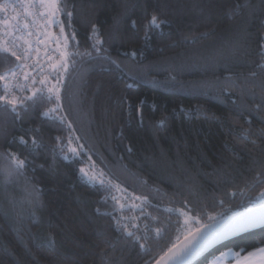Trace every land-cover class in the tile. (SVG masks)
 Listing matches in <instances>:
<instances>
[{"label":"trees","instance_id":"trees-1","mask_svg":"<svg viewBox=\"0 0 264 264\" xmlns=\"http://www.w3.org/2000/svg\"><path fill=\"white\" fill-rule=\"evenodd\" d=\"M60 7L73 15L58 18L72 54L59 101L29 102L19 115L0 104V153L31 161L27 185L21 176L5 186L0 175V264H153L189 232L185 214L200 220L197 228L261 204L264 136L256 130L264 113L254 106L264 102V0H61ZM153 15L168 23L149 26ZM11 16L0 12V24ZM4 48L0 36V75L18 63ZM40 80L14 94L30 96ZM20 137L43 147L33 153ZM76 140L79 156L70 150ZM88 157L138 198L134 207L82 174ZM263 247L261 228L195 264Z\"/></svg>","mask_w":264,"mask_h":264},{"label":"snow or ice","instance_id":"snow-or-ice-1","mask_svg":"<svg viewBox=\"0 0 264 264\" xmlns=\"http://www.w3.org/2000/svg\"><path fill=\"white\" fill-rule=\"evenodd\" d=\"M31 4H34L37 8H43L46 13V23L53 24L59 22L60 24V30L61 33L64 32V25L62 22L58 20L59 16L61 14L66 15V17H71L73 14L72 12L66 11L65 8L60 7L61 0H30ZM24 7L23 5H21ZM237 7H240L237 5ZM9 8V5L7 4H0V12H7ZM29 15H31L29 13ZM7 23V21H5ZM119 21L117 20V25ZM168 23L167 20H158L156 15H153L151 17V20L149 21V26H155L158 27L160 24ZM28 25H25V28H27ZM93 34H96L95 26H93ZM74 36V33L72 34ZM67 45V37H65V46ZM95 48V45H93ZM96 51H99L98 48L95 49ZM3 51L9 52L12 57H15V60L18 62L14 69H10L8 72L0 75V81L5 82V92L3 95H0V104L4 106H10L12 111L15 112L17 115H19V112L21 109L27 111L29 108V102L32 104H35L38 99H47L49 101L55 100L58 102L59 97V89H60V80L59 75L62 71H67L68 68V57L72 55L71 53L61 52L60 59L57 63H52L49 65L50 75L55 79V83L51 84L49 87L50 80L48 78L41 79L39 83L42 85L41 88H37L32 91V94L30 96H24V97H17L11 89L8 88L7 82L9 78L17 79L18 74L23 76L24 81H28L30 77L32 78V83L35 84L37 81H35L34 77H32V74L27 71L29 68V65L27 63H24L25 59L27 58V51L23 55H18L16 51H12L11 49L4 48ZM88 55H91V53H87ZM77 55H79L77 53ZM135 55V53H133ZM49 60L52 59V57H48ZM262 60H264V55H262ZM258 68L262 72H264V63H261L258 65ZM33 71H36L37 69L38 74L45 73L46 69L39 64V62H33L32 65ZM252 77H255L257 75L256 72L250 73ZM264 87V85H262ZM21 91H24V88L20 89ZM45 93H47V96L45 97ZM61 105L57 103V108L55 109H49L50 112H55ZM254 108L259 113H264V102L259 105H255ZM60 120H63L64 117H57ZM262 122H264V115L261 116ZM159 123L163 124L164 121H160ZM38 131V130H37ZM256 132H258L261 136H264V128L257 129ZM252 134V130L249 129H242V135L244 137H249ZM59 139V138H57ZM77 140L79 137L76 138ZM19 143L24 146L25 148H28L29 142L25 140L23 137L19 138ZM32 147L28 148L29 151L35 153L38 148L43 147L41 142H38L34 137L31 138ZM79 147H83V145H80ZM72 151L75 153L77 149H72ZM262 152H264V148L261 149ZM63 152V149H61V153ZM67 158V157H65ZM0 159L6 160L7 164L0 167V175L3 176V184L7 186L10 184L14 179H18L21 176L25 177L26 185L28 182H30L31 178L27 177L26 175V167L27 163H31V161H27L25 159H21L17 153L7 152V153H0ZM261 166V171L257 172V176H260L262 173H264V160L259 161ZM102 183V182H101ZM34 191L37 193L40 191V189L36 186H32ZM27 190V187H26ZM264 195V194H262ZM31 203V201H29ZM264 207V206H262ZM210 220H214V217H209ZM264 221V212L261 213L260 217L255 216H248L244 217L234 224L230 225L228 229L225 231H239L247 226H251L257 222V220ZM193 220L197 223H199L198 218H193ZM216 226L214 224H204L202 227L195 228L194 231L190 230L187 235L185 236L184 240L181 242L180 238L177 237V243H174L171 248L168 249V252L165 254L167 257V260L165 264H184V258L189 255H195L202 247L206 246V244L210 243L213 239L218 238L220 235L223 234L221 231L215 230ZM129 236H134V233L129 232ZM137 239H139L137 237ZM48 241L49 243L54 247L55 246V238L52 234L48 235ZM143 247V245H141ZM241 251H244L243 249ZM228 254H231L234 256L236 260V264H250V260L252 257L256 255L264 256V248L256 249L255 252H249L246 256H241V252H230ZM227 255V254H226ZM165 258L162 257L161 260H164ZM106 264H112V261L107 260L106 258ZM157 264H160V261H157Z\"/></svg>","mask_w":264,"mask_h":264},{"label":"built area","instance_id":"built-area-1","mask_svg":"<svg viewBox=\"0 0 264 264\" xmlns=\"http://www.w3.org/2000/svg\"><path fill=\"white\" fill-rule=\"evenodd\" d=\"M8 11L12 14L11 18L5 20L7 23L4 21L0 24V36L5 46L16 51L18 55H23L27 51L28 55L24 63L29 65L27 71L32 74L35 81L39 78H51L49 65L56 63L59 44L62 42L59 22L46 23V13L42 8L31 4L30 0H12ZM26 24L27 28H25ZM48 57L52 59L49 60ZM33 62H39L46 69L45 73L38 74V69L33 71ZM32 84L31 77L28 81H24L23 76L19 74L17 79L9 78L7 82L8 88L13 93L21 88L30 89Z\"/></svg>","mask_w":264,"mask_h":264},{"label":"water","instance_id":"water-1","mask_svg":"<svg viewBox=\"0 0 264 264\" xmlns=\"http://www.w3.org/2000/svg\"><path fill=\"white\" fill-rule=\"evenodd\" d=\"M262 206H264V203L256 205L248 209H245V210H241L239 212L230 214L228 216L219 218L210 223H206V224H214L216 226L215 230L221 231L223 232V234L220 235L218 238L213 239L210 243L206 244V246L202 247L195 255L186 256L184 258V264H195L200 259H202L204 256L208 255L215 248L231 240H234L235 238H238L239 236H242L249 232H253L261 228H264V221H260L258 219L255 224L251 226H247L239 231H225L226 229H228L230 225L234 224L235 222H237L238 220L244 217H248V216H255L257 218L260 217L261 213L264 212V207ZM184 238L185 236L182 239H180V241L182 242ZM166 253H164L161 257H159L153 264H157V261H160V264H165L167 260V257L165 255ZM162 257H164L165 259L161 260Z\"/></svg>","mask_w":264,"mask_h":264},{"label":"rangeland","instance_id":"rangeland-1","mask_svg":"<svg viewBox=\"0 0 264 264\" xmlns=\"http://www.w3.org/2000/svg\"><path fill=\"white\" fill-rule=\"evenodd\" d=\"M43 9V8H42ZM43 12L45 13V10L43 9ZM60 45V48L59 50L61 52H64V44H63V47H62V42ZM81 144L76 140L75 143H73L72 145H70V150L71 152L74 154V155H81L83 149L81 147H79ZM72 149H77V151L74 153L72 151ZM86 153H85V157H86ZM85 157H83L85 159ZM67 158H69V156H67ZM85 163L86 165L83 167L82 169V174L92 183H95V182H98V183H108L110 185H112V187H115L117 192H118V196L122 198V200H126L125 202H121L123 206L125 207H134V201H137V200L134 198V196H132L131 194H129L126 190H124L122 187H119L118 184H116L115 182L111 181L109 177H107L101 169H99L94 161L92 160L91 157H88L86 160H85ZM140 201V200H139ZM259 202L262 204L264 203V196L260 197L259 198ZM184 220H185V226H187V229L188 231L192 230L194 231L195 230V227L197 225L200 224L195 222L193 220V217L191 215H188V214H185L184 215ZM198 221H200L198 219ZM229 252H236L235 250H232V249H227L225 251H223L222 253H220L219 255L221 256H224V257H221V258H224V259H229L231 256L233 255H229L228 253ZM227 254V255H226ZM218 255V256H219Z\"/></svg>","mask_w":264,"mask_h":264},{"label":"crops","instance_id":"crops-1","mask_svg":"<svg viewBox=\"0 0 264 264\" xmlns=\"http://www.w3.org/2000/svg\"><path fill=\"white\" fill-rule=\"evenodd\" d=\"M255 251L256 250L251 251V252H255ZM247 254H241V256H246ZM229 255H231V254H229ZM221 257H224V256H221V255L218 256L217 255L215 258H213L207 264H236V260H235L234 256H231L229 259H224V258H221ZM250 264H264V256L256 255V256L252 257L251 260H250Z\"/></svg>","mask_w":264,"mask_h":264}]
</instances>
